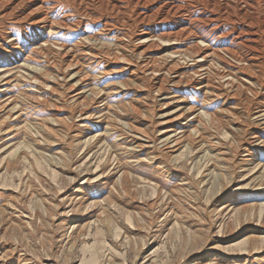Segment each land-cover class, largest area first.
<instances>
[{
  "label": "rangeland",
  "instance_id": "1",
  "mask_svg": "<svg viewBox=\"0 0 264 264\" xmlns=\"http://www.w3.org/2000/svg\"><path fill=\"white\" fill-rule=\"evenodd\" d=\"M40 1L0 3V264H264V0Z\"/></svg>",
  "mask_w": 264,
  "mask_h": 264
},
{
  "label": "bare ground",
  "instance_id": "2",
  "mask_svg": "<svg viewBox=\"0 0 264 264\" xmlns=\"http://www.w3.org/2000/svg\"><path fill=\"white\" fill-rule=\"evenodd\" d=\"M31 0H0V3H5V2H8V4H10V9H11V12L13 11V9L14 8H17V7H22V6H24L25 5V3L26 2H30ZM36 1V0H35ZM38 1H40V0H38ZM101 1V0H100ZM107 1V0H106ZM105 1V2H106ZM116 1V0H115ZM115 1H113L112 2V7H111V9L116 5V3H115ZM41 2V1H40ZM99 2V1H98ZM103 2V1H102ZM124 2V1H123ZM186 2H188V1H186ZM201 2V1H200ZM110 3V2H109ZM174 3V2H173ZM196 3V2H195ZM206 3V2H205ZM228 3V2H227ZM38 4V3H37ZM167 4V3H166ZM177 4H178V2H177ZM187 4V3H186ZM186 4H184V5H186ZM188 4H190V3H188ZM194 3H192V5H193ZM209 4V3H208ZM214 4V3H213ZM229 4V3H228ZM31 6H32V3L30 4ZM202 5V4H201ZM203 5H205V4H203ZM215 5V4H214ZM216 5H219V4H216ZM36 6V5H35ZM35 6L33 7V9L31 8L30 10H29V12L26 14L25 13V17H23L22 19H24V18H26V17H30V16H32L33 14H34V12L36 13V11H37V8H35ZM171 6V5H170ZM194 6V5H193ZM226 6V5H225ZM30 7V6H29ZM109 7V6H108ZM187 7H188V5H187ZM185 8L184 9V11L186 12V13H188V14H190V11H189V9L188 8ZM190 7H191V5H190ZM189 7V8H190ZM202 7H204V6H202ZM213 7H215V6H213ZM216 7H218V6H216ZM116 8V7H115ZM168 7H166V8H160V9H158L157 11H155L154 13H152V15H154V16H156L160 11H161V14H160V17H162L163 16V18L161 19V20H166V21H168V19H169V17H170V10L169 9H167ZM170 9H171V7H169ZM208 8H210V7H208ZM207 8V9H208ZM220 8V7H219ZM225 8V7H224ZM173 9V8H172ZM205 9H206V7H205ZM214 9H216V8H214ZM155 10V9H154ZM208 10H210V9H208ZM217 10H219V9H217ZM225 10H226V8H225ZM122 11V10H121ZM176 11V10H175ZM174 10H173V12H175ZM211 11V10H210ZM117 12V11H116ZM119 12V11H118ZM172 12V13H173ZM182 12V11H181ZM184 12V14H185V17H183L182 18V20L183 21H188L187 23H189V24H193V22L194 21H196V20H198L197 18H195V19H193V18H191L189 15L188 16H186V13ZM213 12V11H212ZM214 12H217V11H214ZM227 12V11H226ZM218 13V12H217ZM221 13V12H220ZM150 14V13H149ZM192 14V13H191ZM244 14H245V12H244ZM174 15H175V13H174ZM178 15H179V13H178ZM182 15V14H181ZM217 15V14H216ZM223 15V14H222ZM243 15V14H242ZM24 16V15H23ZM171 16H172V14H171ZM218 16V15H217ZM147 17V16H146ZM43 18V17H42ZM180 18V17H179ZM213 18V17H212ZM212 18H211V21H212ZM214 18H215V16H214ZM219 19V18H218ZM20 20V19H19ZM25 20V19H24ZM38 20V19H37ZM43 20H45V17H44V19H40V22H42ZM160 20V21H161ZM173 20H174V18H173ZM204 20V19H203ZM216 20V19H215ZM109 21V20H108ZM219 21V20H218ZM197 22V21H196ZM195 22V23H196ZM204 22V21H203ZM210 22V21H209ZM252 22V21H251ZM162 23V22H161ZM182 23V22H181ZM45 24H47V23H45ZM207 24H208V21H207ZM143 25V24H142ZM197 25V24H196ZM206 25V24H205ZM43 26H47V25H44V23H43ZM191 26V25H190ZM200 26V25H199ZM195 27V26H194ZM204 27V26H203ZM200 29V28H199ZM189 30V29H188ZM152 31H154V29H147V30H145V31H143V35L141 36V37H144V36H146L147 38L149 37V36H152ZM209 31V30H208ZM211 31V30H210ZM189 32V31H188ZM206 32H207V30H206ZM213 32V31H212ZM191 33V32H190ZM194 33V32H193ZM204 33V32H203ZM211 32H209V34H210ZM238 33V32H237ZM208 34V35H209ZM220 34V33H219ZM245 34V33H244ZM246 34H248V33H246ZM194 35H195V38L197 37V38H199L200 39V41H204L205 39H204V37H205V35L206 34H204V37L202 36V32H199V31H195V33H194ZM207 35V36H208ZM223 35H225V34H223ZM242 35V34H241ZM32 40H38V39H40L41 37H42V33L40 32V31H38V32H35V33H33L32 35ZM186 36V35H185ZM190 36V35H189ZM212 37H215V35L214 36H212ZM191 38H193V37H191ZM211 39V38H210ZM220 39V38H219ZM222 39V38H221ZM257 39V38H256ZM218 40V39H217ZM222 41V40H221ZM220 41V42H221ZM219 42V41H218ZM209 43V42H208ZM242 43H245V41L244 42H241L240 44H238V45H241ZM197 44V43H196ZM196 44H195V46H196ZM222 44V43H221ZM224 44V43H223ZM197 45H199V44H197ZM202 45V44H201ZM203 45H206V44H203ZM228 45V44H227ZM237 45V46H238ZM246 46V45H245ZM254 46V45H253ZM224 47H226V46H224ZM250 47V46H249ZM249 47H247V48H249ZM236 48V47H235ZM238 48V47H237ZM254 48V47H253ZM228 49H230L229 50V52L231 51L232 53H234V50L233 49H231V48H228ZM252 49V48H251ZM21 47L19 48V49H17V51H13V52H11V53H9V54H7V55H5L4 56V59L1 61V63L2 64H4L5 62H11V61H13V60H15L19 55H20V53H21ZM186 50V49H185ZM239 50V49H238ZM237 50V51H238ZM252 50H254V49H252ZM196 51H198V50H196ZM186 52V51H185ZM205 52V51H204ZM211 52H213V51H211ZM240 52V51H239ZM189 53V52H188ZM187 53V54H188ZM197 53H199V52H197ZM196 53V54H197ZM244 53H242V55L240 56V60H246V61H249L251 58H245L246 56L245 55H243ZM184 55V54H183ZM191 55V54H190ZM205 55H209V53L208 54H203L201 57H203V59H204V56ZM188 56H189V54H188ZM186 57V56H185ZM184 58V57H183ZM220 58H222V57H220ZM190 59H192V58H190ZM223 60V59H222ZM243 62V61H242ZM236 71H242V69H243V67H239V66H237L236 68ZM92 92V91H91ZM97 95V94H96ZM173 145H176L177 146V148H178V145H177V142L175 141V140H173ZM176 146H173V148L174 147H176ZM176 148V149H177ZM260 154L258 153V154H255V156H259Z\"/></svg>",
  "mask_w": 264,
  "mask_h": 264
}]
</instances>
